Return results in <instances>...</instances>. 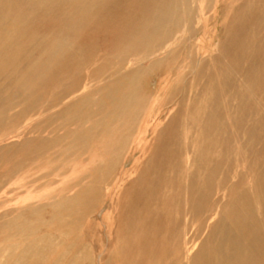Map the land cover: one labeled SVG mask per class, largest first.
Instances as JSON below:
<instances>
[{"label":"rangeland","instance_id":"rangeland-1","mask_svg":"<svg viewBox=\"0 0 264 264\" xmlns=\"http://www.w3.org/2000/svg\"><path fill=\"white\" fill-rule=\"evenodd\" d=\"M156 1L159 17H146L142 27L92 25L77 37L73 15L90 0H0V223L15 213L35 223L33 236L15 235L16 253L29 240L53 238L52 250L33 264H120L125 188L175 133L181 148L188 147V165L199 152L200 174L212 167L210 190L191 215L178 212L192 208L194 190L187 200L183 180L173 190L172 231H183L180 263L216 243L243 194L254 229L242 238L256 243L252 253L264 264V199L255 194L264 184V80L256 79L264 72V50L254 58L255 75L234 46L246 27L243 17L261 11L264 0ZM133 15L127 8L124 17ZM9 234L0 231V246ZM169 254L160 264L169 263Z\"/></svg>","mask_w":264,"mask_h":264},{"label":"bare ground","instance_id":"bare-ground-1","mask_svg":"<svg viewBox=\"0 0 264 264\" xmlns=\"http://www.w3.org/2000/svg\"><path fill=\"white\" fill-rule=\"evenodd\" d=\"M90 1L91 2H90L89 7H85L81 2L80 9H78V13L76 15H73L74 20L72 21V25L74 27L75 35L77 37H80V35H82L81 37L87 36L89 32L88 30H90V27L92 25H95V28L97 29V31L107 30V29L122 30L125 28L135 29L140 26L142 27L143 22H144L143 20H145L146 17L147 18L152 17L156 19V17H159L161 9H162L160 7V4L156 0L155 1L153 0H90ZM115 5H119V6L121 5V6H124V8L122 7L118 8L116 12L112 13V9ZM127 8L131 9L134 13H136V15H133L131 18L126 19L124 17V14ZM243 18L246 19V27L244 28L245 30H243V36L241 37L239 41L234 42V46H236V48L243 49L244 55H241V58H244L247 61L249 67L253 69L252 71H254L256 75L258 70L256 69V66L253 61H254V58L261 55V52L264 50V37H260L264 35V8L261 11L255 12V13L253 11H249L248 13L245 14ZM69 45L71 44H68V46ZM68 46H66V48ZM33 47H34V43H28L26 48L29 49ZM64 53L65 52L59 53L58 56H63ZM237 58H238L237 56L234 58L235 62L238 61ZM79 59L77 60L79 61ZM229 72L230 70H226L225 72L227 74L226 76H224L226 79H228L230 75ZM256 79L264 80V72H259L256 75ZM222 85L225 86V83ZM245 85L246 84H244V86ZM244 90H245V87H244ZM212 96H213V93H212ZM232 97L230 96V99ZM239 97L241 98V94ZM248 98L250 100V96ZM37 99L35 100L36 102H37ZM127 100L128 99H126V102H128ZM25 101H27V99ZM46 104L48 103L46 102ZM31 105L32 104H30L29 106ZM43 106H46V105L43 104ZM209 106L208 108H210ZM42 108H45V107H42ZM26 109H28V107ZM41 110H44V109H41ZM211 111L213 112V110H209V112H207L206 114L207 122H209V120L213 117ZM234 112H236V115L238 116L237 114L238 112L237 111H234ZM58 121L59 120H57L56 122ZM215 122L217 121L215 120ZM223 124L225 123L223 122ZM227 132L228 131H226V134ZM229 137H231V134ZM166 143H167L166 145L161 144L157 147L156 149L157 155H155L154 158L150 159L147 162L143 170L137 176L136 180L129 183L127 187L125 188L123 201H122L123 203L121 202L123 207L120 211L119 226L124 227V229H126L124 235L121 234L122 236L121 240L125 242L126 253L124 256L125 258L123 257L124 259L120 261V264H160L161 258L166 253H170L169 255L171 257L168 264H181L179 261V240H180V235L183 234V231L182 233L180 231L179 234L178 233L174 234V232L172 231V228L175 229V227L177 226L176 221H175L176 218H173V219L170 218V212L172 210H176L175 204L173 205L172 203L173 202V197H172L173 190L175 186L177 185V183L180 180L181 181L183 180L185 200H187L186 193H188L187 191L189 190L190 191L194 190L195 195H196L192 208H189L191 206L188 207V204H185V206H183V208L178 212V215L182 214V211L185 208L187 209L189 215H191L190 213L192 212L193 208L196 211L199 210V208L201 207V203L203 202V199L206 196V193L210 190V185H209L210 176H211L210 169L212 167L205 169L206 171L200 174L202 159H201L199 152L194 154V158L192 159L193 161L191 162L190 165H188L187 164L188 158H189V157L187 158V153H189L188 147L183 146L181 148L178 135L176 133L169 135V138ZM121 145H122V142H120V144L118 145V148L115 150L114 155L119 154ZM182 151L184 153L183 155H182ZM231 151L233 150L231 149ZM182 156H184V159ZM215 165L216 163L213 164V167ZM194 177L198 181L193 185L191 183V179H193ZM216 184H217L216 188L219 189V181ZM255 194H256V199H260V200L264 199V184L261 186H257ZM234 205L235 206H233V209H232L233 210L232 215L234 219L231 220L230 224L225 225L223 227V229L220 232V235L218 236V239H216V243L209 244V245L205 244L195 253V255H193L194 257L192 256L190 264H262L261 262L262 256L257 255L256 253L255 254L252 253L256 248V243H250V241L247 238H246L247 241H243L244 239L242 238V235L246 232L247 229L250 231H253L254 229V223L247 211V201H246V198L243 196V194H241L237 198V201L234 203ZM26 209L29 212L34 210L30 207ZM40 211H41V208H40ZM35 214L37 215V213ZM38 216L39 215H37L36 217ZM22 217H23L22 213H15L14 216L0 223V231L10 232V234L4 238V241H3L4 244L0 246V264H20L21 261H29L30 264H33L35 261H38L43 256L42 254L44 252H49L50 250H52L53 242H54L53 238L48 235H43V236H39L37 240H34V241L29 240L27 243L24 244L23 247L20 248L18 253L15 252V249L18 246H21V245H18L19 244L18 242L14 244L11 243L14 241L13 239H16L15 235H21V236H26V237L28 236L30 237L34 235V233L33 235L31 233H32V228L34 227L35 223L28 222L27 220H24L25 218L23 219ZM169 233H171L170 236L168 235ZM132 234L135 235L136 238L134 236L133 237L130 236ZM165 240L171 241L169 249H167V247L165 248L164 246ZM1 259H3L4 261H2Z\"/></svg>","mask_w":264,"mask_h":264}]
</instances>
